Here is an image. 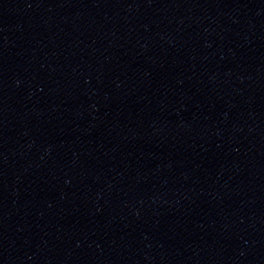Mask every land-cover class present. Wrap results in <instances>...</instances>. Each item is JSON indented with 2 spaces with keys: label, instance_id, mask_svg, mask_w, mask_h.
<instances>
[{
  "label": "water",
  "instance_id": "1",
  "mask_svg": "<svg viewBox=\"0 0 264 264\" xmlns=\"http://www.w3.org/2000/svg\"><path fill=\"white\" fill-rule=\"evenodd\" d=\"M0 264H264V0H0Z\"/></svg>",
  "mask_w": 264,
  "mask_h": 264
}]
</instances>
